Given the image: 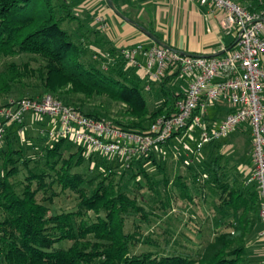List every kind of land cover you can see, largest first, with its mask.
<instances>
[{
  "label": "trees",
  "instance_id": "16d2710c",
  "mask_svg": "<svg viewBox=\"0 0 264 264\" xmlns=\"http://www.w3.org/2000/svg\"><path fill=\"white\" fill-rule=\"evenodd\" d=\"M85 20L68 0H0V103L48 95L103 119L85 104L105 98L119 106L113 124L145 134L156 118L174 113L177 96L164 76L152 86L146 77L142 80L122 51ZM148 96L154 99L152 107ZM16 130L10 125L0 146V264H252L249 244L262 229L258 193L253 185L223 182L218 159L208 163L211 178L204 180L223 212L211 238L194 251L177 250L175 236L162 228L163 245L157 235L144 243L151 250L134 254L144 238L140 223L149 224L151 217H159L156 211L164 215L170 208L171 200L164 201L159 190L169 180L156 179L143 168L146 156L126 167L68 140L39 153L24 148ZM71 143L76 151L65 157ZM151 162L163 173L155 158ZM188 170L195 197H200L204 186L198 165ZM185 182L177 175L173 184L190 202ZM144 187L157 204L145 208L138 194ZM67 192L74 196L73 209L52 211L54 200ZM129 218L139 222L133 232L126 230Z\"/></svg>",
  "mask_w": 264,
  "mask_h": 264
},
{
  "label": "built area",
  "instance_id": "2783aa9c",
  "mask_svg": "<svg viewBox=\"0 0 264 264\" xmlns=\"http://www.w3.org/2000/svg\"><path fill=\"white\" fill-rule=\"evenodd\" d=\"M199 2L223 14L224 31L236 33L233 49L212 57L184 56L159 45L122 51L127 66L143 70L147 82L160 81L168 69L190 78L184 96L175 102L173 114L156 118L145 134H139L111 121L85 116L48 95L40 99H9L0 103V146L10 125L16 126L21 135L27 121L44 122L46 128L38 130V137L47 143L68 140L89 152L117 158L128 167L132 160L159 149L179 132L198 130L194 152L199 154L205 146L246 125L251 136L252 163L247 184L258 193L262 226L258 237L264 244V6L252 12L232 0ZM95 23L101 32L107 31L102 16H97ZM137 54L145 58L144 66L136 59ZM216 101L225 102L233 110L208 129L203 124V113Z\"/></svg>",
  "mask_w": 264,
  "mask_h": 264
},
{
  "label": "crops",
  "instance_id": "0c3cea01",
  "mask_svg": "<svg viewBox=\"0 0 264 264\" xmlns=\"http://www.w3.org/2000/svg\"><path fill=\"white\" fill-rule=\"evenodd\" d=\"M241 4L249 11H257L262 0H233ZM74 12L90 21V26L98 29L95 23L97 16H102L108 26L103 35L112 46L121 51L136 46L148 48L155 44L138 28H143L158 39L164 46L180 54H189L200 57L220 56L225 51L233 49L236 43V33H226L222 27L223 14L202 5L199 0H112L115 8L128 20L130 24L116 16L107 6L105 0H69ZM139 64L144 66L145 58L141 54L136 55ZM137 75L145 80L143 70H137ZM167 87L177 96L182 98L186 92L189 77L181 76L178 72L170 69L166 74ZM264 104V92H263ZM233 110L223 101H216L206 107L203 113V124L211 129L217 126L224 117ZM27 128H37L45 125L44 122L37 124L32 121L26 122ZM191 143L192 149L198 139V130H185L172 136L165 145L166 149H157L156 155L160 159L165 153L173 152L170 147L172 140ZM251 136L246 125L238 127L233 133L217 143L205 146L198 154L199 159L193 160L187 153L184 160L187 170L189 167L198 165L203 180H209L207 165L213 159H218L217 170L223 172L220 179L229 186H246L252 174L250 158ZM195 153V152H194ZM174 181H172L173 183ZM250 186V185H249ZM199 197V196H197ZM202 198H204L202 196ZM169 209V208H168ZM220 219L217 221L218 225ZM169 229V228H167ZM172 233L174 228L171 227ZM170 230V229H169ZM199 234L200 231H197ZM257 257V258H256ZM252 264H261L260 257L251 254Z\"/></svg>",
  "mask_w": 264,
  "mask_h": 264
},
{
  "label": "rangeland",
  "instance_id": "374dc122",
  "mask_svg": "<svg viewBox=\"0 0 264 264\" xmlns=\"http://www.w3.org/2000/svg\"><path fill=\"white\" fill-rule=\"evenodd\" d=\"M262 1L264 3V0ZM237 4L242 6L239 3ZM262 6H264V4H262ZM85 21L90 26V21ZM169 70L170 69L165 71L163 75L164 77ZM149 85L152 86L155 84L149 83ZM80 99L83 98L81 96H78L76 100ZM148 100L150 103V107H152L154 99L148 96ZM85 108H88L90 111L93 110L101 113L104 117L103 119L108 121H110L111 118H116V115H118L119 113V106L105 98H95L89 100L86 102ZM105 113H108L110 118H105ZM43 128H46V126L38 125L35 129L33 127L27 128L26 125L24 134H22V136L19 135L20 138L23 137V141L21 140L20 144L23 145L24 148H30L39 153L42 150V147L45 148L52 146L53 143H47L45 140L38 137V130ZM165 145L167 146V144L165 143L160 147L163 152L166 149V147H164ZM170 147L173 149L174 153H165L164 156L160 159L156 155L157 150H155L152 153L146 155L147 158L144 159L145 162L143 164V168L147 170L149 174L155 175L154 178L156 179H162L166 177L169 180L168 186L166 188L161 186L159 187V190L162 192V198L164 199V201L167 198L171 200V205L164 215L156 211V213H159V217H151L153 221L149 224L140 223L143 233L141 235H143L144 238L139 239L138 243L132 249V252L134 254H139L141 252L151 250L147 243H144H149L150 238L151 240H154L157 235H161V237H158L157 239L158 244L163 245L162 235H164L165 233V231L163 230L164 228H169L171 236H175L177 241V250H185L189 252L194 251L211 238L214 230L218 227V225H216L217 221L223 215V212L219 209L220 201L217 198V194L212 191L211 187L204 183V180L203 182H201L204 186L202 188L201 196H206L207 198H202L201 196L195 197L198 194L195 193V187H193V184L191 183V171L183 167L185 165L183 164L184 160L186 161L188 158L187 156H185L187 153L192 156L193 160L197 161L199 159L198 154L194 153L191 143L189 141H185V144H183L181 141H178L176 139L170 142ZM76 148L77 146L71 143L68 150L64 152V156L67 157L70 153H74L76 151ZM153 158L156 159L157 163L163 166V173H160L157 170L156 165L151 162ZM110 159L112 160V158ZM177 175H180L182 177V180L186 181L185 183L187 184L189 193L191 195L190 202L185 199V197L183 196V192L180 191L181 188L179 189V187L177 186L178 184L172 183ZM140 177L142 176H138V180L143 181V179ZM199 178H201V176ZM164 189L166 190L165 194ZM138 194L143 196L144 199L143 201L141 200V202L145 205V208L149 203L152 205L158 203L156 197H154V194L152 192H149L147 187L141 189ZM74 204V196L67 192L54 200V206L51 207V210L54 212L71 210L73 209ZM134 221L135 219L129 218V221L126 224L127 231L133 232L134 223H139L137 221ZM171 227L174 228V233H172ZM151 231H153L155 234L151 235V233H149ZM197 231H200V233L198 234ZM252 239L253 240L249 244L250 256L252 254V256L255 255L260 257V259H263V241H261L259 237L256 236Z\"/></svg>",
  "mask_w": 264,
  "mask_h": 264
},
{
  "label": "water",
  "instance_id": "95a60500",
  "mask_svg": "<svg viewBox=\"0 0 264 264\" xmlns=\"http://www.w3.org/2000/svg\"><path fill=\"white\" fill-rule=\"evenodd\" d=\"M105 2H106V4H107V6L113 11V13L116 15V16H118V17H120L122 20H124V21H126V22H128V23H130V24H134L133 22H131L130 20H128L127 18H125L116 8H115V6H114V4H113V2H112V0H105ZM135 25V24H134ZM140 30H141V32L143 33V34H145L150 40H152L155 44H157V45H159V46H162V47H164V48H166V49H168V50H171L170 48H168V47H166V46H164L158 39H156L152 34H150L148 31H146V30H144L143 28H140V27H138ZM172 51V50H171ZM182 55H184V56H191V57H198V56H195V55H189V54H182ZM210 57V56H209Z\"/></svg>",
  "mask_w": 264,
  "mask_h": 264
}]
</instances>
